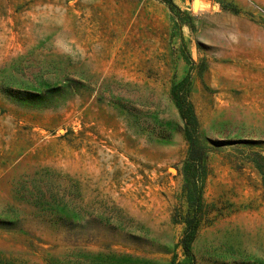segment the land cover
I'll return each mask as SVG.
<instances>
[{
  "label": "rangeland",
  "instance_id": "rangeland-1",
  "mask_svg": "<svg viewBox=\"0 0 264 264\" xmlns=\"http://www.w3.org/2000/svg\"><path fill=\"white\" fill-rule=\"evenodd\" d=\"M0 264H264V0H0Z\"/></svg>",
  "mask_w": 264,
  "mask_h": 264
},
{
  "label": "trees",
  "instance_id": "trees-1",
  "mask_svg": "<svg viewBox=\"0 0 264 264\" xmlns=\"http://www.w3.org/2000/svg\"><path fill=\"white\" fill-rule=\"evenodd\" d=\"M177 106L179 109L180 117L184 122V134L186 139L190 141L189 153L184 162V191L188 194V202L189 205L192 206L193 215L190 217V213L187 214V218L185 219V234L181 240L183 252L189 256L190 255V243L192 242L196 229H197V217L195 214V210H200L202 206L201 202V193H202V180L191 175L189 177V172L191 170H199L204 169V160L199 150L197 149L194 142L191 141V129L194 130L197 126L195 114L192 108L191 103L187 100V96L176 99ZM198 153V155H196ZM201 155V156H200ZM194 206V208H193ZM194 209V211H193Z\"/></svg>",
  "mask_w": 264,
  "mask_h": 264
}]
</instances>
